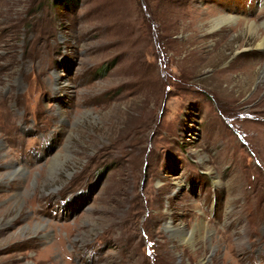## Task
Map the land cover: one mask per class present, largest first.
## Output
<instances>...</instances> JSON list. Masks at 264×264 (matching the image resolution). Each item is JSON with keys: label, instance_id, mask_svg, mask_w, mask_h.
<instances>
[{"label": "rangeland", "instance_id": "rangeland-1", "mask_svg": "<svg viewBox=\"0 0 264 264\" xmlns=\"http://www.w3.org/2000/svg\"><path fill=\"white\" fill-rule=\"evenodd\" d=\"M263 39L264 0H0V264H264Z\"/></svg>", "mask_w": 264, "mask_h": 264}, {"label": "flooded vegetation", "instance_id": "flooded-vegetation-1", "mask_svg": "<svg viewBox=\"0 0 264 264\" xmlns=\"http://www.w3.org/2000/svg\"><path fill=\"white\" fill-rule=\"evenodd\" d=\"M198 182H196L195 187L196 190H199L198 192H202L207 190L210 198H211V202L210 206H213V220L212 222L214 223L215 219H216V214L218 212V210L220 209V205L223 203L222 202V198L224 197V192H222V190L220 188H217L215 186V184H212L211 178L207 177V176H198L197 177ZM212 218V216L210 217V219ZM203 220V219H202Z\"/></svg>", "mask_w": 264, "mask_h": 264}, {"label": "bare ground", "instance_id": "bare-ground-1", "mask_svg": "<svg viewBox=\"0 0 264 264\" xmlns=\"http://www.w3.org/2000/svg\"><path fill=\"white\" fill-rule=\"evenodd\" d=\"M235 18H237V17H235ZM224 20H227V21H230V20H236V19H234V18H232V17H228V16H225L224 18H223ZM259 48H261V49H264V39L263 40H261V42H260V44H259V46H258ZM60 81V80H59ZM58 80H57V83H60ZM58 159H59V157L58 156H55V158L53 159V164L55 163V161L56 162H58ZM23 171V170H22ZM18 172H14V175H16ZM23 173V172H22Z\"/></svg>", "mask_w": 264, "mask_h": 264}, {"label": "crops", "instance_id": "crops-1", "mask_svg": "<svg viewBox=\"0 0 264 264\" xmlns=\"http://www.w3.org/2000/svg\"><path fill=\"white\" fill-rule=\"evenodd\" d=\"M234 17V16H233Z\"/></svg>", "mask_w": 264, "mask_h": 264}]
</instances>
